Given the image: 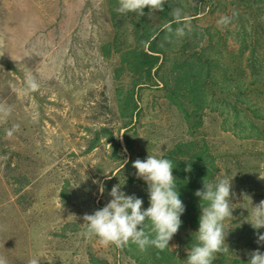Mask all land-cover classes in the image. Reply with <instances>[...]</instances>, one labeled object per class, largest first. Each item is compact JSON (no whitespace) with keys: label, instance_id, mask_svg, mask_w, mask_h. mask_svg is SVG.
Masks as SVG:
<instances>
[{"label":"rangeland","instance_id":"obj_1","mask_svg":"<svg viewBox=\"0 0 264 264\" xmlns=\"http://www.w3.org/2000/svg\"><path fill=\"white\" fill-rule=\"evenodd\" d=\"M118 7V0H0V103L13 109L0 121V256L8 264L34 257L39 264H138L128 247L86 240L82 217L102 209L117 184L147 209L148 188L133 162L192 141L213 158L208 182L227 177L235 193L220 264L264 253L242 208L251 201L241 205L242 193L253 204L264 200V0H168L151 18L148 8L139 17ZM172 7L191 31L168 42ZM221 15L233 17L227 28L217 25ZM147 32H157L150 43ZM188 59L209 60L200 117L187 114L186 96H170L184 95L173 67ZM28 72L41 87L20 95L14 88ZM188 232L180 227L173 251L188 253L180 244Z\"/></svg>","mask_w":264,"mask_h":264},{"label":"clouds","instance_id":"obj_2","mask_svg":"<svg viewBox=\"0 0 264 264\" xmlns=\"http://www.w3.org/2000/svg\"><path fill=\"white\" fill-rule=\"evenodd\" d=\"M119 7L116 11L122 15L134 13L139 17L145 15V8L150 9L151 18L156 12H163L168 0H118ZM170 15L177 27L167 28L168 42L180 40L191 31L189 18L182 13L180 8L172 7ZM236 13H233L235 16ZM233 17L221 15L217 25L227 28L232 23ZM41 87L39 80L28 72L24 77V86L14 88L20 95L37 92ZM11 105L0 103V121L6 122L12 115ZM19 129V125H12L6 129V136L11 138ZM111 146V145H110ZM132 166L137 170V178L142 179L148 188L149 204L143 209V200L135 195H127L121 184L114 185L109 195L111 200L93 214H85L81 235L86 240L95 238L103 247L124 249L135 245L139 251H147L153 247L159 251L169 248V243L182 225L181 216L185 213V205L180 199L177 188V179L173 175V162L170 159L157 158L149 154L146 160L137 159ZM191 172V164L185 169ZM261 180L264 175L259 174ZM105 188L99 183V193L103 195ZM195 195L201 201V216L199 230L195 233L196 243L188 250L186 264H213L217 254L229 251L226 237V221L233 218L235 205L231 202L235 193L232 192V180L227 177L219 178L215 183L203 182V188L197 190ZM243 203L251 201L250 208L242 207L249 213L247 223L256 230L257 243L264 245V200L253 204L247 193H242ZM249 264H264V253L258 249L250 252ZM0 264H8L6 257L0 256ZM28 264H39L38 258H32Z\"/></svg>","mask_w":264,"mask_h":264},{"label":"trees","instance_id":"obj_3","mask_svg":"<svg viewBox=\"0 0 264 264\" xmlns=\"http://www.w3.org/2000/svg\"><path fill=\"white\" fill-rule=\"evenodd\" d=\"M172 22H174V20H171L168 23L170 24L169 26H171ZM156 34L157 32H147L145 35L146 43H150ZM154 53L162 54L161 51H154ZM157 56L159 55H154V58L158 59ZM207 62H209V60L188 59L182 64L180 63L173 67V73L178 72L176 69L181 72L177 79V84L186 82L187 87L183 96H181L177 90H171L170 96L177 97L176 102H184L183 99H185L184 97L186 96L189 104H183V107L187 108L188 106L189 108L190 106H193V109L187 112L189 115L192 114L200 117L201 111L204 109L205 104L208 103L209 94L205 91V78L203 77L202 69L203 64ZM154 67L155 66H153L151 70H153ZM233 81L238 82V79ZM237 93H240L239 89H237ZM240 95H242V93H240ZM237 101H240V99H237ZM195 145L194 141L176 145L174 149L164 157L173 162V175L177 179V188L180 193V199L185 205V213L181 216V227L188 229L189 232L185 234V239H181L180 244L188 250L196 243L194 232L199 230V218L201 216V201L199 199L198 203L197 200L194 199V191L197 190V185L201 183L203 178H208V175L211 172V164H213V158L209 151H205L203 147L198 152ZM205 148H207V146ZM179 156L190 157L183 160L180 159ZM189 163L191 164V172L185 171ZM198 190H201V188L199 187ZM190 210L194 211L193 215ZM128 249L133 250V258L138 264H186L188 258V253L181 255L180 253L173 251L171 248V241L169 243V248L164 251H159L150 247L147 251L141 252L135 245L128 247ZM222 260V255L217 254V258L213 261V264H220V261ZM229 262L231 263L230 260ZM232 264H249V259L234 260L232 261Z\"/></svg>","mask_w":264,"mask_h":264}]
</instances>
